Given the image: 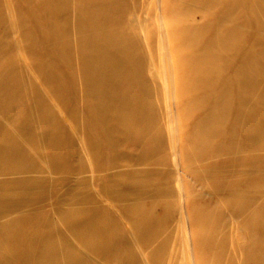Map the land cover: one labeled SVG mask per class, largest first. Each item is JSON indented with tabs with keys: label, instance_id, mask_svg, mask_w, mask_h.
Segmentation results:
<instances>
[{
	"label": "rangeland",
	"instance_id": "rangeland-1",
	"mask_svg": "<svg viewBox=\"0 0 264 264\" xmlns=\"http://www.w3.org/2000/svg\"><path fill=\"white\" fill-rule=\"evenodd\" d=\"M0 264H264V0H0Z\"/></svg>",
	"mask_w": 264,
	"mask_h": 264
},
{
	"label": "bare ground",
	"instance_id": "bare-ground-1",
	"mask_svg": "<svg viewBox=\"0 0 264 264\" xmlns=\"http://www.w3.org/2000/svg\"><path fill=\"white\" fill-rule=\"evenodd\" d=\"M115 71H117V70H114L113 72H115ZM116 74H118V73H116Z\"/></svg>",
	"mask_w": 264,
	"mask_h": 264
}]
</instances>
